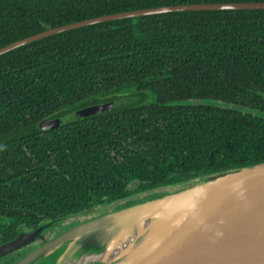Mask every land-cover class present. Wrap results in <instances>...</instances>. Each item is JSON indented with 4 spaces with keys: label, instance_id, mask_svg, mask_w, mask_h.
Wrapping results in <instances>:
<instances>
[{
    "label": "trees",
    "instance_id": "1",
    "mask_svg": "<svg viewBox=\"0 0 264 264\" xmlns=\"http://www.w3.org/2000/svg\"><path fill=\"white\" fill-rule=\"evenodd\" d=\"M243 2L264 0H0V49L104 15ZM68 115L76 118L41 126ZM259 166L264 10L130 17L0 55V245L44 222Z\"/></svg>",
    "mask_w": 264,
    "mask_h": 264
},
{
    "label": "water",
    "instance_id": "2",
    "mask_svg": "<svg viewBox=\"0 0 264 264\" xmlns=\"http://www.w3.org/2000/svg\"><path fill=\"white\" fill-rule=\"evenodd\" d=\"M204 10H264V2L188 4L104 15L51 29L0 49V55L40 39L98 23L168 12ZM116 102L90 106L81 114L110 109ZM79 115V114H78ZM76 115L43 121L54 129ZM87 211L84 215L89 214ZM72 215L20 230L0 245V259L34 247L13 264H85L103 255L124 236L136 233L141 222L152 221L127 252L110 263L89 264H264V166L224 173L192 187L136 203L102 215L66 224Z\"/></svg>",
    "mask_w": 264,
    "mask_h": 264
},
{
    "label": "bare ground",
    "instance_id": "3",
    "mask_svg": "<svg viewBox=\"0 0 264 264\" xmlns=\"http://www.w3.org/2000/svg\"><path fill=\"white\" fill-rule=\"evenodd\" d=\"M149 225H153V222L152 221L141 222L140 225H138L137 227L136 233H134L131 236H124L122 240L116 243L114 248L109 249L103 255L85 258L84 263L89 264L90 262H93L96 260L98 261L105 260L107 263H110L112 260H114L118 256L127 252L128 249H130L134 245L135 240L138 238V235L143 234L148 229Z\"/></svg>",
    "mask_w": 264,
    "mask_h": 264
},
{
    "label": "flooded vegetation",
    "instance_id": "4",
    "mask_svg": "<svg viewBox=\"0 0 264 264\" xmlns=\"http://www.w3.org/2000/svg\"><path fill=\"white\" fill-rule=\"evenodd\" d=\"M109 103H112V102H109ZM113 206H115V205H107V206H102V207H96L94 210H90L89 214H86V215L81 214V215H78V216H74L69 221L65 222V224L61 225V227H58V230H55V232L49 238H52L53 236H55L58 233V231L61 230V228H64V226L66 224L73 223V222H78V221H84L86 219H90L92 217L102 215L103 213H106L109 209H111V211H114L113 210ZM36 246H39V245H36ZM36 246H34V247H36ZM34 247H27V249L31 250Z\"/></svg>",
    "mask_w": 264,
    "mask_h": 264
},
{
    "label": "rangeland",
    "instance_id": "5",
    "mask_svg": "<svg viewBox=\"0 0 264 264\" xmlns=\"http://www.w3.org/2000/svg\"><path fill=\"white\" fill-rule=\"evenodd\" d=\"M117 103V102H116ZM254 114H258V115H261L262 113L258 112V111H254L253 112ZM100 211V210H99ZM101 212V211H100ZM40 264H53V261L52 260H44L42 261Z\"/></svg>",
    "mask_w": 264,
    "mask_h": 264
}]
</instances>
